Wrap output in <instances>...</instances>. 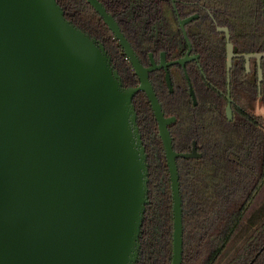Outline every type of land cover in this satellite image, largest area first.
Returning <instances> with one entry per match:
<instances>
[{
  "label": "water",
  "instance_id": "95a60500",
  "mask_svg": "<svg viewBox=\"0 0 264 264\" xmlns=\"http://www.w3.org/2000/svg\"><path fill=\"white\" fill-rule=\"evenodd\" d=\"M140 78L125 86L104 43L58 0H0V264H138L149 203V161L133 102L146 92L158 122L174 200L172 264H182L183 198L177 158L149 71L118 21L89 0ZM180 20L184 24L197 17ZM227 34L228 72L235 55ZM190 44V42H189ZM189 52V50H188ZM186 56L181 63L186 77ZM260 58L264 52L247 53ZM166 69V80L171 78ZM190 92L196 103L193 87ZM230 100V98H229ZM232 119L230 102L226 108ZM253 261V260H252ZM251 261V262H252Z\"/></svg>",
  "mask_w": 264,
  "mask_h": 264
},
{
  "label": "trees",
  "instance_id": "16d2710c",
  "mask_svg": "<svg viewBox=\"0 0 264 264\" xmlns=\"http://www.w3.org/2000/svg\"><path fill=\"white\" fill-rule=\"evenodd\" d=\"M100 1L133 46L145 54L171 47L174 40L180 46L184 40L173 29L172 16H175L162 0ZM58 2L68 19L104 43L124 85H136L138 77L122 44L91 2ZM200 2L194 0L189 7L192 11L199 9ZM217 3L225 10H237L241 24L248 27L250 19H254L256 5L260 6L262 0H219ZM262 19L257 14L258 23L263 26ZM248 34L249 28L243 35ZM188 73L191 78L194 76L189 69ZM153 79L166 114L177 117L170 125L174 148L190 151L197 142L201 153V156L177 158L183 198L182 264H264V119L254 112L256 98L235 97L237 103L231 120L224 111L209 117L203 107L207 106L209 97L199 96L198 104L193 105L188 94L182 98L178 92L166 94L163 73H156ZM183 79L186 83L184 76ZM261 89L262 95L257 99L264 105V82ZM165 98L173 105L167 107ZM133 102L150 172V201L142 225L138 264H172L174 200L165 147L147 94L138 91ZM188 107L195 113L189 114Z\"/></svg>",
  "mask_w": 264,
  "mask_h": 264
},
{
  "label": "flooded vegetation",
  "instance_id": "af4514ba",
  "mask_svg": "<svg viewBox=\"0 0 264 264\" xmlns=\"http://www.w3.org/2000/svg\"><path fill=\"white\" fill-rule=\"evenodd\" d=\"M163 1L166 5L170 6L172 11L171 14L175 16H172L174 24L173 29L180 32L184 37V40H181V45L179 46L177 40H174V42L171 43L173 45L171 47H161L157 53L149 51L145 54L144 51L137 49L131 42L130 43L140 62L145 67L153 66L151 58L154 59L155 64H160L162 54H164L165 62L167 63L166 67L171 78V88L166 80L165 66L151 69L149 71V79L162 103L165 115L174 116L166 114L167 112L163 102L158 95V91L153 82V77H156V73L164 74V81L167 89L165 90L166 94L178 92L181 98L188 94L191 97L193 105L198 104L199 96L202 98L209 97L207 106H203L205 107V114H209V117L221 115V111L227 114L226 108L230 102L233 118L237 103L235 97L256 98L254 99L253 109L258 103L262 105L257 97L262 95L260 90H262L261 88L264 82V56L260 58L263 78L259 83L258 58L256 56H250L248 60L245 54L264 52V25L262 26L259 24L257 20V14H261L262 20H264V0H262L260 6L256 5L253 11L254 19H250L251 22L248 27L241 24V15L237 10H225L220 3H217L219 0H201L199 9L196 8L194 11H192L193 8L189 7L190 3L194 2V0H162V2ZM193 14L198 15L196 18L184 24L187 34L186 37L180 20ZM196 20L197 22H195ZM247 28H249V34L243 35L244 30ZM227 29L229 30L230 41L233 43V50L235 53L232 57V65L229 72L227 59ZM199 33L200 35H198ZM187 52L188 56L191 58L184 64L186 73L189 76V69L194 74L192 78L189 76V79L186 77L184 67L181 63H171L173 60L186 56ZM136 75L138 77L137 84H139L140 78L137 73ZM183 76L186 83L184 82ZM190 83L195 93L196 103H194V99L190 92ZM224 98L227 100L225 104ZM169 100V98L164 99L167 107L173 105V103H168ZM199 111L201 112V110ZM187 112L191 115L195 113L194 109L191 107L187 108ZM176 119L168 124L171 135L170 125L175 122Z\"/></svg>",
  "mask_w": 264,
  "mask_h": 264
},
{
  "label": "rangeland",
  "instance_id": "374dc122",
  "mask_svg": "<svg viewBox=\"0 0 264 264\" xmlns=\"http://www.w3.org/2000/svg\"><path fill=\"white\" fill-rule=\"evenodd\" d=\"M254 112L264 119V106L260 105L259 103L255 105Z\"/></svg>",
  "mask_w": 264,
  "mask_h": 264
}]
</instances>
